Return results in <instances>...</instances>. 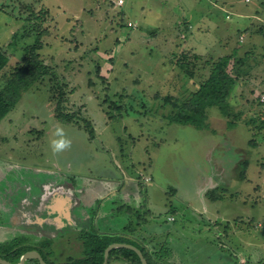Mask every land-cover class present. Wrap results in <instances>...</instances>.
I'll return each mask as SVG.
<instances>
[{
	"label": "rangeland",
	"instance_id": "rangeland-1",
	"mask_svg": "<svg viewBox=\"0 0 264 264\" xmlns=\"http://www.w3.org/2000/svg\"><path fill=\"white\" fill-rule=\"evenodd\" d=\"M207 1L0 0V51L8 56L0 88L38 32L50 72L0 121V243L49 239V260L71 264L85 256L84 232L122 236L132 224L151 251L171 248L170 264H264V0ZM192 8L204 12L195 21L187 20ZM250 12L259 17L239 26L238 13ZM207 17L213 35L189 38L192 22L198 30ZM246 29L255 32L253 44L241 51L226 47L234 34L229 42L225 32L216 36ZM186 53L194 77L180 67ZM226 55L246 59L229 115L212 106L205 128L173 122L176 101H186ZM57 81L72 123L55 117ZM58 127L72 146L53 154ZM80 175L93 187L132 182L135 194L109 199L112 211L95 224L100 203L86 206L83 225L62 224L51 216L53 194L82 187ZM108 264L126 263L115 255Z\"/></svg>",
	"mask_w": 264,
	"mask_h": 264
},
{
	"label": "trees",
	"instance_id": "trees-1",
	"mask_svg": "<svg viewBox=\"0 0 264 264\" xmlns=\"http://www.w3.org/2000/svg\"><path fill=\"white\" fill-rule=\"evenodd\" d=\"M247 30V29H246ZM42 33L38 32L36 39L33 44L28 45L24 49L22 63L16 66L12 72L11 77L8 79L6 84L0 88V121H2L9 112L17 105L20 101L22 94L33 87L36 83L43 80L47 75H49V67L41 57L40 50L43 48ZM15 38L12 40L14 43ZM188 53L184 54L182 58V63H180L181 69H183L186 74L194 77L191 71V66L187 65ZM200 56L198 54L194 55L193 58L198 59ZM246 59L236 58L233 55H226L220 57V59L213 65L210 76L203 82L199 84V87L192 93L183 103H178L176 101L175 107L178 112L170 116L173 122L180 124H190L197 128L207 127L205 121L208 117V108L212 106H217L220 108L224 115H229V97L231 96L237 81L240 80L244 70V65ZM238 62L240 65H238ZM8 63V56L0 51V70L4 69ZM243 69V72L241 71ZM56 84L52 86V91L54 94L51 96L52 101L55 100L56 110L55 117L58 120L72 123L74 121V115L65 112V102L68 100V94L64 89L63 85ZM122 94V93H121ZM120 96V99L124 96ZM114 101L113 104H115ZM119 109L121 105L115 106ZM89 132L94 135V129L88 120H85ZM229 125L234 126L235 121L231 120L228 122ZM128 231H136L132 228V224H128ZM129 231V232H131ZM84 238L85 245V256L81 259L73 261L71 264H102L104 262L105 250L106 248L114 242H125L131 243L143 251L144 256L147 258L150 264H170L165 261L172 257L171 248L168 245L161 244L159 249L151 251L146 244H143L139 240L134 238H126L124 236H111L106 234H99L92 231V233L84 232L82 234ZM26 241V238H24ZM51 241L46 239L42 245L33 246L30 244L21 245L18 240H13L11 242L0 243V257H3L11 262L17 263L20 261L21 256L29 250H39L43 255L44 259L48 264H54L48 258V252L46 253L44 247L49 246ZM171 251V252H170ZM51 252V251H49ZM117 255L127 264H142L141 258L138 253L130 248H114L109 256V260ZM163 258L161 262L159 259ZM108 260V262H109ZM34 262L36 264H41L38 259H29L26 261ZM1 264V263H0Z\"/></svg>",
	"mask_w": 264,
	"mask_h": 264
},
{
	"label": "crops",
	"instance_id": "crops-1",
	"mask_svg": "<svg viewBox=\"0 0 264 264\" xmlns=\"http://www.w3.org/2000/svg\"><path fill=\"white\" fill-rule=\"evenodd\" d=\"M205 3H207V4H205ZM205 3H204L206 5L205 7L210 9L208 7V6H210L208 1ZM229 6L233 9V11H234V9L235 10L237 9V7H235L234 4L230 3ZM205 7L203 6L201 8H205ZM200 9L196 10L195 8H192V10L188 11V14H190V16H188L187 20L193 19L195 21V18H198L199 16L201 17L202 15L200 14V12L202 14L204 12H202ZM238 14L240 15V18H242V21L239 19L237 20V22L239 23V26H241L243 24H247V23L243 22L244 21L243 19L247 18V19L252 20V19L259 17L257 12H255V13H251V12L250 13H238ZM204 16H207V15L205 14ZM207 20H208V17L205 18V21L203 22L204 23L203 26L197 27L198 30L193 29L194 28V22H192V28L189 29V38L192 36L193 40H197L199 42H202L204 40L209 39L208 33L213 35V32H211L212 30L207 28L208 27L207 26ZM252 24H253V21H250L249 24L247 25V27L251 26ZM263 30L264 29H261L260 31L262 32ZM221 32L222 33L225 32L226 38L224 37L223 39L227 40L226 42H229V40H230L229 38H231L233 36L232 34H234L235 41L234 42L231 41V43L227 44V46H226L229 49L233 50V49L239 48V51H241V49L244 48V50H245V48L247 46L249 47L253 44L250 41L251 38L248 37L251 34H255V32H253V30H250V29L249 30H221L218 34H216V36H218L219 34L222 36L223 34ZM263 33H264V31L262 32V34ZM241 34H243V36ZM235 35L237 37H235ZM239 36H242L241 37L242 40L240 39ZM263 36H264V34H263ZM246 40H248V41H246ZM221 48L224 50V48L221 46L217 47V49H220V50H221ZM80 176H81V178H84L82 175H80ZM80 176H78V178H80ZM101 183H102V186L98 185L96 187H93L91 185V183L89 182V180L87 179L86 181H84L82 187L75 188L74 186H72V190L68 191V192L66 191L64 194L61 193L62 190H60V189H59V191L56 190L55 193L53 194V204H51L52 219L55 220V217H59L62 224L69 223L70 226H74L75 224L77 226H80V225L84 224L83 217L85 216V214H83V212H87L85 209L86 206L92 205V204L95 205V204L100 203V207L98 208V212L96 211L97 209L94 208L97 214L95 213V215L92 216V217H95V221L93 220L94 224H95L100 217H104L105 215H107L108 213H110L112 211V209L109 210V208L107 206V204H108L107 201L109 199L110 200L114 199L118 195H121V197H122V198H120V200H122L123 197L124 198L128 197V199H129V196H132V193H134V192H131V188H130L132 182H130L128 185L124 184V186L122 188H120L119 186H116L119 183L114 184V185L109 183V182L107 183V181H104V182L101 181ZM130 193H131V195H130ZM103 199H104V201L102 202ZM25 202H26V200L22 201V203H23V206L21 207L22 211L25 210V207H26ZM40 207L41 206H38V208H40ZM122 208H124V207H122ZM79 210L82 212L81 215H80ZM57 213L60 215H58ZM41 216L42 215H40V214H35L34 218H37V219L39 218V220L45 221L46 218H43ZM134 233H135V235H132ZM132 234H130L129 232H124V233H122V236H124L126 238L138 239V234L136 231H134ZM148 247L151 248L149 245H148ZM172 255H173V253H172Z\"/></svg>",
	"mask_w": 264,
	"mask_h": 264
},
{
	"label": "water",
	"instance_id": "water-1",
	"mask_svg": "<svg viewBox=\"0 0 264 264\" xmlns=\"http://www.w3.org/2000/svg\"><path fill=\"white\" fill-rule=\"evenodd\" d=\"M130 248L135 250L138 255L141 258L142 264H150L147 260V258L144 256L143 251L141 250V248H139L138 246L131 244V243H125V242H114L111 243L105 250V257H104V262L102 264H107L108 260H109V256L111 251L114 248ZM29 259H38L40 261L41 264H48L47 261L44 259L43 255L41 254V252L39 250L33 249V250H29L27 252H25L22 256L19 262L14 263L11 262L3 257H0V263L1 264H25L27 260Z\"/></svg>",
	"mask_w": 264,
	"mask_h": 264
},
{
	"label": "clouds",
	"instance_id": "clouds-1",
	"mask_svg": "<svg viewBox=\"0 0 264 264\" xmlns=\"http://www.w3.org/2000/svg\"><path fill=\"white\" fill-rule=\"evenodd\" d=\"M55 136L56 138L50 141L53 154H60L71 148L72 140L65 134L63 127L56 129Z\"/></svg>",
	"mask_w": 264,
	"mask_h": 264
},
{
	"label": "built area",
	"instance_id": "built-area-1",
	"mask_svg": "<svg viewBox=\"0 0 264 264\" xmlns=\"http://www.w3.org/2000/svg\"><path fill=\"white\" fill-rule=\"evenodd\" d=\"M130 24H131V23H130ZM262 99H263V101H264V96H263V98H262Z\"/></svg>",
	"mask_w": 264,
	"mask_h": 264
}]
</instances>
